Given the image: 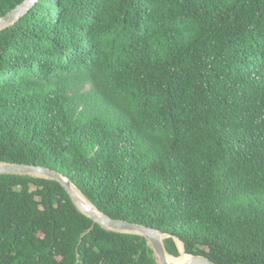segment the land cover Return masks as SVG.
Returning <instances> with one entry per match:
<instances>
[{"label": "trees", "instance_id": "trees-1", "mask_svg": "<svg viewBox=\"0 0 264 264\" xmlns=\"http://www.w3.org/2000/svg\"><path fill=\"white\" fill-rule=\"evenodd\" d=\"M0 162L177 259L264 264V0H39L0 31ZM0 264L159 263L58 181L2 174Z\"/></svg>", "mask_w": 264, "mask_h": 264}, {"label": "water", "instance_id": "water-1", "mask_svg": "<svg viewBox=\"0 0 264 264\" xmlns=\"http://www.w3.org/2000/svg\"><path fill=\"white\" fill-rule=\"evenodd\" d=\"M38 1L39 0H24L7 14L0 16V31L17 22L22 16L28 13ZM2 174H30L58 181L68 192L78 208L91 217L95 222L109 230L143 235L154 250L158 263L170 264L168 261V255L171 254L166 250L164 241L161 239V236L163 235L161 231L144 224L114 218L100 211L68 177L64 176L57 170L35 164L0 162V175ZM75 188L85 196L89 201V204L91 203L95 207L97 213L91 209L86 200H83L81 196L77 194ZM184 254H186L185 249ZM188 256L189 260L184 264H218L207 256L191 254H188Z\"/></svg>", "mask_w": 264, "mask_h": 264}, {"label": "bare ground", "instance_id": "bare-ground-1", "mask_svg": "<svg viewBox=\"0 0 264 264\" xmlns=\"http://www.w3.org/2000/svg\"><path fill=\"white\" fill-rule=\"evenodd\" d=\"M75 190H76L77 194L80 195L81 198L83 200H86L87 203L89 204V201L85 198V196H83V194L77 188H75ZM89 205H90L91 209L97 213V210L95 209V207L91 203ZM161 239H162V236H161ZM187 260H189V257L184 258V259H177L171 255H168V261L170 262V264H184Z\"/></svg>", "mask_w": 264, "mask_h": 264}, {"label": "clouds", "instance_id": "clouds-1", "mask_svg": "<svg viewBox=\"0 0 264 264\" xmlns=\"http://www.w3.org/2000/svg\"><path fill=\"white\" fill-rule=\"evenodd\" d=\"M92 203V202H91ZM93 204V203H92ZM163 238H164V236H163ZM164 241V240H163ZM170 254V253H169Z\"/></svg>", "mask_w": 264, "mask_h": 264}]
</instances>
